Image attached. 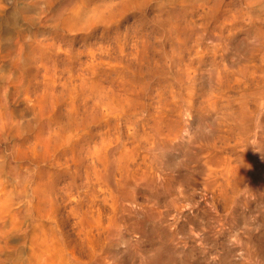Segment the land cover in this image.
Listing matches in <instances>:
<instances>
[{
	"label": "rangeland",
	"instance_id": "rangeland-1",
	"mask_svg": "<svg viewBox=\"0 0 264 264\" xmlns=\"http://www.w3.org/2000/svg\"><path fill=\"white\" fill-rule=\"evenodd\" d=\"M4 1L0 120L56 147L58 263L264 264V0ZM36 155L4 264L53 222Z\"/></svg>",
	"mask_w": 264,
	"mask_h": 264
},
{
	"label": "bare ground",
	"instance_id": "bare-ground-1",
	"mask_svg": "<svg viewBox=\"0 0 264 264\" xmlns=\"http://www.w3.org/2000/svg\"><path fill=\"white\" fill-rule=\"evenodd\" d=\"M30 1H31V4L33 3L32 5H35L37 7L39 6V8H41L40 2H43L44 4H49V5L52 4L51 0H30ZM28 2H29V0H28ZM55 2H53V3H55ZM63 2H65V1H63ZM24 3H25V1H24ZM43 3H41V4L43 5ZM16 4H15V6H16ZM58 4H59V2H58ZM29 5H30V3H29ZM4 6H5V1L0 0V11H1V9L5 8ZM22 7H20L18 12H21ZM50 7H51V5H50ZM50 7L48 6V9ZM216 7H217V5H216ZM16 8H17V6H16ZM16 8H13V9L17 10L18 8L17 9ZM23 8H25V7H23ZM29 8H30V6H29ZM213 9H215V8H213ZM3 11H4V9H3ZM26 11H28V10H26ZM39 11L42 12V11H44V9L41 8V10H39ZM55 11H56V8H55ZM42 15H40V17H42ZM29 16H26V17H28V19H29ZM91 16L93 17V15H91ZM8 18H9V16H8ZM30 18H32V17H30ZM88 19L90 20V17ZM61 20H62V18H61ZM8 22H9V20H8ZM4 23H7V20ZM12 24H14V23H12ZM5 25L6 24H4V26ZM9 25H11V24H9ZM4 26H2V27H4ZM7 26H8V24H7ZM2 27H0V32H2V30H1ZM5 28H7V27H5ZM13 28H14V26H13ZM7 29H11V28L9 27ZM14 32H16V30ZM3 36H5V35H3ZM15 36H16V34H15ZM15 36H13V37H15ZM15 39H16V37H15ZM17 39H18V37H17ZM15 43H16V41H15ZM4 47H7V46H4ZM18 73H20V72H18ZM108 103H110V102H108ZM9 127L10 126H9L8 120H0V254L2 253L3 250H5L7 247H9L8 244H11V241H12L14 235L17 234L18 231H20L22 229V224L24 223V220L26 219L25 208H16L15 210H11V208H12L13 203H14L13 199H20V198L25 196V194L27 192L26 187L28 186L27 182L29 180L26 177V175H24L20 172V170H19V168H17V166H15V167L11 166L9 163L10 162V156L12 154H14V153L17 154V152L25 151V149H26V150H29L33 154H37L36 156H37V159L39 158L38 160L46 159L47 161H49V164H50L49 169H47L45 167L38 168V171H37L38 172V178L36 179V181L33 182L32 190L34 191V194L38 197L37 201L39 203L44 202L47 204L48 209L52 213L51 220L53 219V222L48 227L49 233H46V234H42L40 232L41 230L38 226H36L35 228H32V231L29 233L30 242H29V246H28V248H29L28 257L26 258V260L24 259L23 261H20L18 263H12V264H59L58 263V252H57L58 251L57 250V246H58L57 235L58 234H56V231H55L56 219H55V214H54V212H55V199H54L55 170H54V166L58 162V158L56 155V147L54 146V144H52L50 142L48 136H44L41 133H37L33 136H29V135H26V134L18 132V131L11 133V132H9ZM1 144H5V146L3 145V149L9 150V152H6V155L2 154L3 149H2ZM104 157L105 156H103V158H99V159H104ZM114 165L116 166L117 164L114 163ZM39 203H38V205H40ZM15 216L17 217V219H15ZM4 263H5L4 258H2L0 256V264H4Z\"/></svg>",
	"mask_w": 264,
	"mask_h": 264
}]
</instances>
